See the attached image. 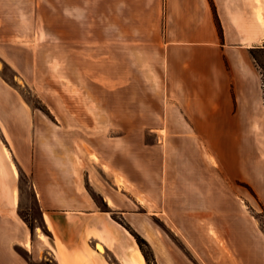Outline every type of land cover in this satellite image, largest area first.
Segmentation results:
<instances>
[{
    "label": "rangeland",
    "instance_id": "374dc122",
    "mask_svg": "<svg viewBox=\"0 0 264 264\" xmlns=\"http://www.w3.org/2000/svg\"><path fill=\"white\" fill-rule=\"evenodd\" d=\"M165 12L166 0H0V264H54L26 245L48 234L32 173L49 169L74 174L144 264H233L210 228L234 264H264V203L208 179L196 140L155 131Z\"/></svg>",
    "mask_w": 264,
    "mask_h": 264
},
{
    "label": "crops",
    "instance_id": "0c3cea01",
    "mask_svg": "<svg viewBox=\"0 0 264 264\" xmlns=\"http://www.w3.org/2000/svg\"><path fill=\"white\" fill-rule=\"evenodd\" d=\"M165 20L155 131L196 140L208 154V179L217 174L246 185L264 203V0H166ZM32 182L48 233L46 240L37 231L29 238L33 261L112 264L115 256L121 264H144L137 243L94 207L74 174L33 172ZM237 234L247 259L245 245L252 243Z\"/></svg>",
    "mask_w": 264,
    "mask_h": 264
},
{
    "label": "bare ground",
    "instance_id": "6f19581e",
    "mask_svg": "<svg viewBox=\"0 0 264 264\" xmlns=\"http://www.w3.org/2000/svg\"><path fill=\"white\" fill-rule=\"evenodd\" d=\"M93 158V157H92ZM93 177V175H91ZM95 176V175H94ZM118 182L126 187H129V183L126 181V179H124L123 177L120 176H116ZM100 182V181H99ZM103 187V186H102ZM83 190V189H82ZM144 200V199H143ZM109 203L112 205V201L110 199H108ZM200 223V221H199ZM202 225V224H201ZM205 225V224H204ZM205 227V226H204ZM210 235L211 237L215 240L216 244L218 245V251L216 252L217 255L220 256H224V257H228L230 258V260L233 262V264L235 263V260L232 259V254L229 251L226 242L220 237V235L218 234V232L214 229V228H210ZM43 237L45 240L47 238H45V236H41ZM229 245V244H228ZM98 249H100L101 251L103 250V247L101 245H98Z\"/></svg>",
    "mask_w": 264,
    "mask_h": 264
},
{
    "label": "trees",
    "instance_id": "16d2710c",
    "mask_svg": "<svg viewBox=\"0 0 264 264\" xmlns=\"http://www.w3.org/2000/svg\"><path fill=\"white\" fill-rule=\"evenodd\" d=\"M140 249V248H139ZM141 251V250H140Z\"/></svg>",
    "mask_w": 264,
    "mask_h": 264
}]
</instances>
